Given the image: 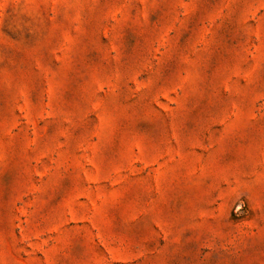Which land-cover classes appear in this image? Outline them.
Masks as SVG:
<instances>
[{"label":"rangeland","instance_id":"1","mask_svg":"<svg viewBox=\"0 0 264 264\" xmlns=\"http://www.w3.org/2000/svg\"><path fill=\"white\" fill-rule=\"evenodd\" d=\"M0 264H264V0H0Z\"/></svg>","mask_w":264,"mask_h":264}]
</instances>
